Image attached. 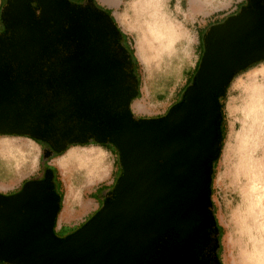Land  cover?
Segmentation results:
<instances>
[{
	"label": "water",
	"instance_id": "water-1",
	"mask_svg": "<svg viewBox=\"0 0 264 264\" xmlns=\"http://www.w3.org/2000/svg\"><path fill=\"white\" fill-rule=\"evenodd\" d=\"M7 10L10 36L0 37V133H26L16 78L37 56L39 37L28 2ZM44 10L65 0H36ZM212 25L206 32L195 84L184 101L158 119L129 116L113 135L123 174L99 211L77 230L59 237L54 227L60 201L46 180H29L12 195L0 192V261L10 264H144L160 236L176 226L189 232L208 218L209 159L220 154L221 103L216 95L237 70L264 59V5ZM10 119V120H9ZM61 150V149H60Z\"/></svg>",
	"mask_w": 264,
	"mask_h": 264
},
{
	"label": "rangeland",
	"instance_id": "rangeland-1",
	"mask_svg": "<svg viewBox=\"0 0 264 264\" xmlns=\"http://www.w3.org/2000/svg\"><path fill=\"white\" fill-rule=\"evenodd\" d=\"M101 1L118 5L121 0ZM202 1V8L193 12L190 10L191 0H154L153 6L157 9L155 15L162 20L164 12L176 24L173 31L165 30L160 40H156L155 31L153 34L146 27L145 20L150 16L142 14L137 17L132 7L133 0H124L119 9L116 7L115 14L129 36L130 45H133L141 73V95L133 104L136 114L147 119H158L181 103L190 89L186 87L192 82L202 49L201 34L206 36L205 32L212 22L234 13L241 0ZM237 71V75L226 85V88L229 86L222 110V150L211 186V203L206 205L222 227L220 235L224 264H263L264 61ZM258 88L262 93L257 96ZM10 142L28 145L29 153L28 150H24V154L13 150L6 156L0 149V181L7 185L1 184L0 192L7 195L20 192L29 180L40 181L45 169L52 166L56 168V184L59 182L60 192L62 195L66 193L67 198L75 194L87 198L98 185L110 181L109 188L97 194L105 193L104 204L112 199L111 192L123 174L117 155L99 145L74 146L48 159L47 155L43 156L41 145L33 139L0 134V145ZM75 151H86L87 156L71 161ZM46 160L49 162L46 163ZM3 179L8 181L2 182ZM98 211L89 216L86 222ZM72 232L56 234L62 238Z\"/></svg>",
	"mask_w": 264,
	"mask_h": 264
},
{
	"label": "flooded vegetation",
	"instance_id": "flooded-vegetation-1",
	"mask_svg": "<svg viewBox=\"0 0 264 264\" xmlns=\"http://www.w3.org/2000/svg\"><path fill=\"white\" fill-rule=\"evenodd\" d=\"M123 1L111 5L101 0H65L46 11L38 1L28 2L40 47L28 72L17 75L16 85L23 115L17 127L30 134H0L33 139L48 159L74 146L99 145L117 155L123 173L113 135L124 129L129 116L147 119L133 109L141 95V73L133 45L115 14ZM13 4L14 0H0V37L11 34L6 12ZM245 8H253L252 0H241L234 13L239 15ZM234 13L209 26L223 24ZM204 36H200L203 43ZM48 170L52 168L45 169L40 181L46 180ZM52 174L49 189L59 192ZM205 208L208 218L198 224V232L168 228L144 264H224L218 222L208 205Z\"/></svg>",
	"mask_w": 264,
	"mask_h": 264
},
{
	"label": "crops",
	"instance_id": "crops-1",
	"mask_svg": "<svg viewBox=\"0 0 264 264\" xmlns=\"http://www.w3.org/2000/svg\"><path fill=\"white\" fill-rule=\"evenodd\" d=\"M7 181L8 179L2 180V182ZM1 184L2 183L0 181V185ZM1 186L7 185L3 183ZM108 186H110V181L98 185L97 188L93 189L90 192L87 198L78 194H75V196L73 197L67 198L65 193L61 202V210L54 227L55 233L75 231L83 223H85L86 219L89 216L93 215L96 211H98V209L101 207V204H103L105 193H102L99 196L97 194L101 192V190L105 191L107 188H109Z\"/></svg>",
	"mask_w": 264,
	"mask_h": 264
},
{
	"label": "bare ground",
	"instance_id": "bare-ground-1",
	"mask_svg": "<svg viewBox=\"0 0 264 264\" xmlns=\"http://www.w3.org/2000/svg\"><path fill=\"white\" fill-rule=\"evenodd\" d=\"M157 1V0H156ZM153 2L154 0H133L132 2V7L133 9L135 10L136 14H137V17L139 18L142 14L145 15V14H148L150 16V19H146V27L150 28L152 33L154 34V31H155V34L157 36L156 40H160V38H162L165 34H163V32L165 30H168V31H173L174 30V27H175V23L168 19L166 17V14H164L163 12V19L160 20L156 15L155 13L157 12V9L154 8L153 6ZM206 2V1H205ZM255 3L257 4H261V0H255L254 1ZM203 1L202 0H191V7H190V10L193 11V12H196L198 11L200 8H202V5H203ZM145 27V28H146ZM170 31V32H171ZM165 33V32H164ZM163 34V35H162ZM167 36V35H166ZM162 40V39H161ZM164 40V39H163ZM255 86V85H254ZM258 91L260 90L259 88L257 89ZM264 90V89H263ZM262 93V92H258L257 96ZM263 95L261 94L258 98L262 97ZM257 98V97H256ZM261 99V98H260ZM254 101V100H253ZM256 102V101H255ZM252 104V103H251ZM252 107V106H251ZM257 109V108H256ZM245 124V123H244ZM258 140V139H257ZM263 142V141H262ZM26 143V142H25ZM249 145V144H248ZM254 145V144H253ZM0 149H1V152L3 154H5L6 156H9V154H11V152L13 150L15 151H18L20 154H24V150H28L29 149V146L26 145V144H22V143H13V142H10V143H1L0 145ZM31 151V150H30ZM70 151V150H69ZM29 153V150L27 151ZM73 156L72 158L70 159L71 161L73 160H76L78 159L79 157L81 156H87V153L86 151L85 152H80V151H75L72 153ZM67 156V155H66ZM89 156V155H88ZM92 158V157H91ZM69 160V159H67ZM69 160V161H70ZM263 183V182H262ZM254 189V188H253ZM250 190V189H249ZM259 199V198H258ZM264 199V198H263ZM260 204V203H259ZM257 210V209H256ZM202 222V221H201ZM201 222L199 221L198 224H201ZM198 224L196 226H194V228L192 229L195 230V232H198L197 230V227H198ZM190 232V231H189ZM187 234H185L186 236ZM263 247V246H262ZM263 261V264H264V260H261ZM262 263V262H261Z\"/></svg>",
	"mask_w": 264,
	"mask_h": 264
},
{
	"label": "trees",
	"instance_id": "trees-1",
	"mask_svg": "<svg viewBox=\"0 0 264 264\" xmlns=\"http://www.w3.org/2000/svg\"><path fill=\"white\" fill-rule=\"evenodd\" d=\"M200 45L202 46V47H201L202 49H201V51H200V55H199V59H198V61H197V64H196V66H195V68H194V74L192 75V76H193V77H192V82H191L190 84H187L186 89H187V88H191V87L195 84V82H196V78H197V70H198V67H199V64H200V61H201L202 55H203V53L205 52V49H206V44L203 43L202 40H201V42H200ZM258 62H260V61H258ZM258 62H257V63H258ZM255 64H256V63H255ZM238 72H239V71L236 72L235 76L237 75ZM228 86H229V85H228ZM228 86H227V88H228ZM227 88H226V89H227ZM226 95H227V93H225V94H223V95H216V96L218 97L219 102L221 103L222 110H223V108H224V101H225ZM184 98H185V97H184ZM184 98H183L182 101H184ZM223 120H224V115H223V111H222V114H221V117H220V120H219V126H218V128H219V132H220V135H221V138L223 137V136H222V132H221V124L223 125ZM223 133H224V131H223ZM223 135H224V134H223ZM221 145H222V142H221ZM219 156H220V154H218V155L214 156L213 158H210V159H209V166H210L211 171H212L211 181H210V183H209V185H208L209 194H210V199H211V196H212L211 186H212V184H213V179H214V175H215V167H216V164H217V162H218V158H219ZM49 168H50V169L52 168V171L54 172V174H55V176H56V168H55V167H52V166H50ZM53 185H54V182H53ZM57 187H59V182L57 183ZM49 190H50L51 192H55L56 195H58V197H59V201H60V207H61V202H62L63 195H62V193L60 192V190H59V192H57L54 188H51V189H49ZM5 195H7V194H5ZM210 203H211V201H210ZM60 210H61V208H60ZM219 228L222 229L221 226H219ZM221 231H222V230H221ZM221 233H222V232H221ZM0 264H10V263L5 262V261H0Z\"/></svg>",
	"mask_w": 264,
	"mask_h": 264
}]
</instances>
